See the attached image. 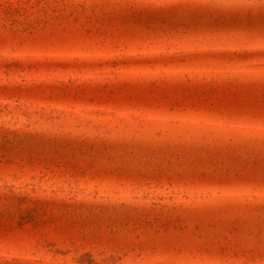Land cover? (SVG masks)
Segmentation results:
<instances>
[{"label":"rangeland","instance_id":"1","mask_svg":"<svg viewBox=\"0 0 264 264\" xmlns=\"http://www.w3.org/2000/svg\"><path fill=\"white\" fill-rule=\"evenodd\" d=\"M249 23L0 0V264H264Z\"/></svg>","mask_w":264,"mask_h":264},{"label":"snow or ice","instance_id":"2","mask_svg":"<svg viewBox=\"0 0 264 264\" xmlns=\"http://www.w3.org/2000/svg\"><path fill=\"white\" fill-rule=\"evenodd\" d=\"M202 6L215 7L234 18L247 19L250 22L247 29L248 35L250 38L259 41L258 54L264 57V0H202ZM254 83H258L259 94L252 97L251 103L254 110L258 111L260 118L262 145L258 183L261 190L264 191V72L258 78H254ZM209 254L214 255L216 253Z\"/></svg>","mask_w":264,"mask_h":264}]
</instances>
